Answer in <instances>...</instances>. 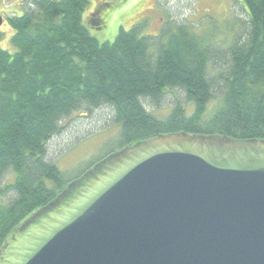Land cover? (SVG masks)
I'll list each match as a JSON object with an SVG mask.
<instances>
[{
  "label": "trees",
  "instance_id": "1",
  "mask_svg": "<svg viewBox=\"0 0 264 264\" xmlns=\"http://www.w3.org/2000/svg\"><path fill=\"white\" fill-rule=\"evenodd\" d=\"M248 19L229 43L184 24L159 36L121 28L101 42L84 0L45 1L12 17L15 52L0 47V248L13 228L109 155L160 134L264 140V0H242ZM167 93V112L155 114ZM103 106L119 126L111 150L72 180L48 159L49 141L75 114ZM15 174L13 183L2 184Z\"/></svg>",
  "mask_w": 264,
  "mask_h": 264
},
{
  "label": "water",
  "instance_id": "2",
  "mask_svg": "<svg viewBox=\"0 0 264 264\" xmlns=\"http://www.w3.org/2000/svg\"><path fill=\"white\" fill-rule=\"evenodd\" d=\"M0 264H264V140L176 132L115 152L13 228Z\"/></svg>",
  "mask_w": 264,
  "mask_h": 264
},
{
  "label": "rangeland",
  "instance_id": "3",
  "mask_svg": "<svg viewBox=\"0 0 264 264\" xmlns=\"http://www.w3.org/2000/svg\"><path fill=\"white\" fill-rule=\"evenodd\" d=\"M111 1L114 8L102 17L104 29L97 33L92 31L101 42H113L121 28L129 30L137 25L141 34L159 36L168 28L173 30L174 25L184 24L210 37L212 44L225 46L240 23L248 19L247 7L242 0H155L154 6V0L145 5L146 0ZM150 8V14L144 17ZM2 31L0 47L15 52L17 48L12 43L14 31L8 25ZM172 99L167 93L161 107L150 106V110L158 115L167 112ZM110 116L111 109L106 106L96 109L91 115L75 114L64 122V130L49 141L47 157L57 163L67 180L77 177L89 164L111 150L110 143L115 141L119 126L113 124ZM14 179L15 174L9 172L2 184L13 183ZM11 194L0 195V204L5 203Z\"/></svg>",
  "mask_w": 264,
  "mask_h": 264
},
{
  "label": "flooded vegetation",
  "instance_id": "4",
  "mask_svg": "<svg viewBox=\"0 0 264 264\" xmlns=\"http://www.w3.org/2000/svg\"><path fill=\"white\" fill-rule=\"evenodd\" d=\"M45 1H49L54 4H62L65 2V0H0V15L1 17H3V22L0 25V29H1L0 34H3L2 29L5 25H8L11 31H14L15 34L16 31L10 23L11 18L23 17L27 15V13L31 12V10L35 9L38 5L45 4L44 3ZM84 1L86 3V8L83 12L82 17H86V24L88 25L90 30H92L94 33L103 30L104 22L102 20V17H104L108 13V10H112L114 8V4L112 3L111 0H84ZM148 1L149 0H146L144 5ZM154 3L155 0L153 2V6ZM152 8H150L148 13L144 17L150 14ZM136 12H138V10ZM136 12L134 14H136Z\"/></svg>",
  "mask_w": 264,
  "mask_h": 264
}]
</instances>
